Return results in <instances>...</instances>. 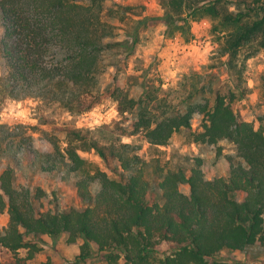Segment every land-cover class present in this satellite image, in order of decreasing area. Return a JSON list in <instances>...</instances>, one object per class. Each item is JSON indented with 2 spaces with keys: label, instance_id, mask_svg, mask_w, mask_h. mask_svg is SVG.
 I'll list each match as a JSON object with an SVG mask.
<instances>
[{
  "label": "trees",
  "instance_id": "16d2710c",
  "mask_svg": "<svg viewBox=\"0 0 264 264\" xmlns=\"http://www.w3.org/2000/svg\"><path fill=\"white\" fill-rule=\"evenodd\" d=\"M107 1L0 0V96H44L72 113L110 99L120 114L96 132L66 129L68 146L62 150L52 140L54 150L46 154V170L63 162L67 176L75 174L83 208L41 210L31 188L15 184L12 167L2 172L0 212L7 211L9 222L0 233L7 254L0 264H31L41 247L30 236L63 234L72 243L83 239L81 263L99 255L107 264H248L220 254L264 245V125L256 128L233 106L250 89L244 80L247 60L264 49V0H159L168 36L181 33L190 39L193 22L209 19L234 75L233 87L212 88L210 98L196 104L199 74L168 88L160 79L139 97L131 96L118 74L104 84L109 69L126 70L123 55L132 50L129 36L117 38L119 23H132L126 29L131 36L136 27L129 7H111ZM258 83L264 104V74ZM196 112L203 115L202 130L193 129ZM179 132L197 143L228 139L240 160L231 158L228 176L209 179L201 160L190 171L166 168L123 141L143 133L150 145L167 146ZM78 148L94 149L112 175L83 158ZM94 184H99L96 191ZM182 184L189 185L188 193Z\"/></svg>",
  "mask_w": 264,
  "mask_h": 264
},
{
  "label": "rangeland",
  "instance_id": "374dc122",
  "mask_svg": "<svg viewBox=\"0 0 264 264\" xmlns=\"http://www.w3.org/2000/svg\"><path fill=\"white\" fill-rule=\"evenodd\" d=\"M87 1V0H85ZM117 4L130 9L128 15L136 20L134 35L126 32L132 23L120 22L117 29V38L130 37V54L125 53L127 60L126 70L117 72L115 68L109 69L104 77V84L112 82L118 74L121 83L130 90L131 96L139 97L148 87L179 86L187 78L195 74L199 78L200 93L192 102L204 101L210 98L212 88L223 86L233 87L234 75L227 68V56L221 55V42L218 35L212 32V22L205 18L192 24L190 39L181 33L174 36L166 34V23L163 21L164 9L159 0H108L107 5L114 7ZM4 29L0 24V39ZM137 36V41L133 40ZM242 59L246 55L245 49L241 51ZM50 60V56L48 57ZM3 74L2 57L0 53V76ZM264 74V49L247 60L244 80L249 86L245 98L235 99L233 106L242 119L251 121L256 128L264 125V104L260 95L258 82ZM198 79V78H197ZM192 81L194 83L196 80ZM55 96V95H54ZM59 96V95H57ZM120 119L116 103L104 99L102 103L82 112L72 113L58 100L48 97H26L18 100L0 96V175L12 167L15 174V184L18 187L26 186L38 197L36 204L41 210L54 212L71 207L83 208L86 204L78 195L76 176L74 173L67 176L66 166L59 162L54 170H46L50 166L47 153L54 150L52 140L58 142L63 150L68 146L66 129L87 130L96 132L104 124H114ZM203 115L196 112L192 119L194 130H202ZM123 141L130 142L139 147L138 153L144 159L153 162L159 159L166 168L183 166L190 169L201 160L202 169L209 179L228 176L231 158L234 162L237 157L236 145L228 139L220 140L215 144L191 142L183 132L176 133L167 146L150 145L143 133L135 136H124ZM74 144H80L75 141ZM80 155L110 175L104 161L94 149L84 150L78 148ZM67 178H64L66 177ZM99 184L93 185L96 191ZM180 188L189 192V185L182 184ZM9 214L0 212V233L8 225ZM37 241L41 249L31 260V264H43L52 260L54 264H107L99 255L91 257L86 262H78L82 238L77 242L68 241V234L58 238L49 235L30 236ZM22 254L27 253L23 249ZM5 250L0 247V258L6 256ZM220 257L232 261H244L248 264H264V245L256 244L245 251L223 250Z\"/></svg>",
  "mask_w": 264,
  "mask_h": 264
}]
</instances>
